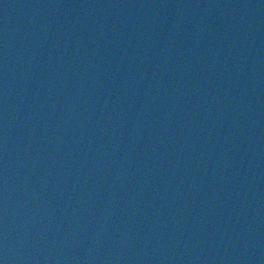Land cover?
I'll return each mask as SVG.
<instances>
[{"label": "water", "instance_id": "1", "mask_svg": "<svg viewBox=\"0 0 264 264\" xmlns=\"http://www.w3.org/2000/svg\"><path fill=\"white\" fill-rule=\"evenodd\" d=\"M0 264H264V16L0 0Z\"/></svg>", "mask_w": 264, "mask_h": 264}]
</instances>
